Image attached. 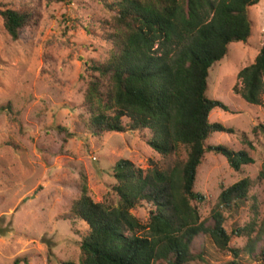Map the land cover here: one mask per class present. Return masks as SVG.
Instances as JSON below:
<instances>
[{"label":"rangeland","instance_id":"rangeland-1","mask_svg":"<svg viewBox=\"0 0 264 264\" xmlns=\"http://www.w3.org/2000/svg\"><path fill=\"white\" fill-rule=\"evenodd\" d=\"M116 1L0 0V11L29 16L15 41L6 34L0 17V264L21 257L29 264L78 263V243L88 228L71 208L83 187L93 203L114 204L113 167L118 161H128L145 175L151 169L168 171L184 159L180 147L166 156L153 151L147 145V131L94 136L86 126L84 95L90 72L84 62L103 63L109 58L111 46L104 41L102 22L111 13L103 2ZM248 18L247 41L229 44L226 56L211 66L207 79V98L229 109L212 110L208 121L234 133H214L205 144L243 150L254 163L234 172L223 156L206 152L194 184V191L205 200L191 205L208 225L220 190L249 179V195L255 200L249 199L228 216L223 227L230 233L232 228L253 225L252 240L260 246L264 193L257 174L264 163V132L253 129L264 127V89L260 106L247 104L232 89L241 88L237 73L253 63L264 42V0L248 8ZM153 209L142 201L131 214L146 225ZM246 243L245 236L230 240L234 248ZM191 251L201 253L204 260L191 264H223L231 259L217 252L204 235L193 240Z\"/></svg>","mask_w":264,"mask_h":264},{"label":"trees","instance_id":"trees-1","mask_svg":"<svg viewBox=\"0 0 264 264\" xmlns=\"http://www.w3.org/2000/svg\"><path fill=\"white\" fill-rule=\"evenodd\" d=\"M66 0H46L61 4ZM259 0H119L103 2L109 20L102 22L104 41L111 46L103 63L84 62L90 72L84 103L86 126L94 136L110 133L150 135L147 145L166 156L182 148L184 159L168 171L151 169L145 175L128 161L113 167L114 204L93 203L85 188L71 208L88 232L78 243V263L62 264H191L200 254L193 240L204 235L216 251L231 258L223 264H264V243L252 240L253 225H223L228 216L254 197L251 181L241 179L220 190L210 212L211 223L200 221L191 203L205 197L194 191L196 173L206 152L224 157L239 172L254 160L243 150L224 145L206 146L214 133L233 134L219 123H209L214 109L228 112L223 103L207 98L208 71L222 60L231 43L246 42L251 24L248 8ZM6 34L15 41L29 16L10 9L0 11ZM241 88L232 91L249 105L260 106L264 89V42L252 64L237 73ZM263 125H258L253 132ZM71 134L68 135L70 137ZM263 186L264 163L257 174ZM145 201L154 209L141 225L131 211ZM264 206V205H263ZM252 208L256 211V206ZM264 221V214H263ZM142 231L141 234H137ZM128 234V235H127ZM245 236L242 248L230 246ZM12 264H29L25 257Z\"/></svg>","mask_w":264,"mask_h":264}]
</instances>
